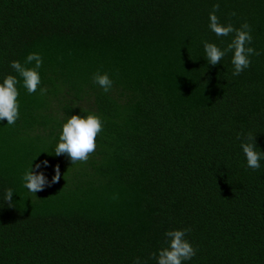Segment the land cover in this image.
<instances>
[{
    "label": "trees",
    "instance_id": "1",
    "mask_svg": "<svg viewBox=\"0 0 264 264\" xmlns=\"http://www.w3.org/2000/svg\"><path fill=\"white\" fill-rule=\"evenodd\" d=\"M214 4L221 23L249 24L259 52L235 77L231 52L204 60L202 41L232 35L207 29ZM29 52L45 91L18 83L20 117L0 121V196L13 190L0 264H155L165 230L184 228L185 264H264V161L246 168L236 139L264 151V0H0V78ZM89 112L103 123L94 152L55 156L61 122ZM32 159L60 174L35 196L20 179Z\"/></svg>",
    "mask_w": 264,
    "mask_h": 264
},
{
    "label": "clouds",
    "instance_id": "2",
    "mask_svg": "<svg viewBox=\"0 0 264 264\" xmlns=\"http://www.w3.org/2000/svg\"><path fill=\"white\" fill-rule=\"evenodd\" d=\"M218 5H213L212 10L207 15V29L215 37H229L230 41L224 47L217 43L202 41L204 60L208 65L215 66L221 64L223 58L231 52L230 64L232 66V76H238L250 65V57L258 55L259 52L251 47L252 35L247 22H242L239 27H233L231 23H221L216 15ZM32 64V67L25 65ZM42 59L39 53L29 52L23 64L19 60L9 61V67L17 74H5L0 78V121H6L5 125L12 126L20 117V103L17 97L19 91L17 84L25 90L27 94H32L39 88L40 93L45 90L41 86V76L39 69ZM222 65V64H221ZM17 76L20 78L17 79ZM94 85L98 86L102 92L107 93L113 85V79L107 72H94L91 76ZM103 130V123L100 116L89 112L87 115L72 114L61 122L58 138L53 147L55 156H65L71 164L84 162L89 158V154L96 149V138ZM236 139L239 141V149L243 155L245 167L253 171L261 167L264 161V151H261L255 144V139L251 134H246L241 139L238 133ZM29 161L20 179L23 188L32 196L36 192L51 186L59 178L58 166H53L54 174L51 179L47 177L44 169L48 167V161L43 160L33 163ZM13 190L4 188L0 200L7 202L11 207ZM188 229L165 230L163 236L166 246L160 247L153 254L155 264H185L196 252L193 245L186 239ZM133 264H142L139 258Z\"/></svg>",
    "mask_w": 264,
    "mask_h": 264
}]
</instances>
